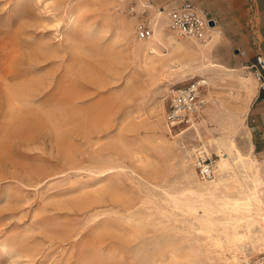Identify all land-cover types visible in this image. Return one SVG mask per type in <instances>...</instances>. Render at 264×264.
<instances>
[{
	"label": "rangeland",
	"instance_id": "1",
	"mask_svg": "<svg viewBox=\"0 0 264 264\" xmlns=\"http://www.w3.org/2000/svg\"><path fill=\"white\" fill-rule=\"evenodd\" d=\"M142 2L0 0V264H264V164L252 226L221 204L239 182L193 191L204 142L214 164L215 138L245 151L256 81L240 85L250 71L226 65L221 33L189 61L216 64L204 75L177 69L166 40L149 69L124 21L166 17ZM191 78L209 82L206 102L164 129L171 82Z\"/></svg>",
	"mask_w": 264,
	"mask_h": 264
},
{
	"label": "bare ground",
	"instance_id": "2",
	"mask_svg": "<svg viewBox=\"0 0 264 264\" xmlns=\"http://www.w3.org/2000/svg\"><path fill=\"white\" fill-rule=\"evenodd\" d=\"M162 13L163 11H160L159 14L161 15ZM136 20L137 19L134 20V17L131 19L125 20L124 21L125 29H127V31H130V32L134 31ZM151 24L153 27V34L146 38H138L136 36L137 42L134 45L136 55L148 66L149 69L150 68L155 69V62L158 60V58H161L162 56V54L160 53L161 52L160 49H161V45L164 43L165 40L167 44L171 45L172 49L178 51L173 57V59L178 61L179 64L181 65L177 69L181 68L183 71H185V67H186L188 69L196 70L198 71V73H201V75H204L206 73L205 67L209 68V66L211 65H214V66L216 65V64H213L212 62H209L204 65L201 62V64H199L198 66H190L189 61H193L196 57L200 56V54L204 55V53L209 49V47L212 46L214 41L217 39V37L221 33L220 29L217 26H211L208 30V35L206 39L204 41H198V40L188 38V37L187 39L179 38L177 36L179 34H177L171 28L169 32L166 31V29L168 28L167 18H163L160 21L156 19L155 17H153L151 19ZM238 68L244 69L246 68V66L241 65ZM254 80L255 79L252 73L250 72L244 75H241L239 77L240 85L244 86L245 88L249 90L252 89L251 87L253 85ZM181 81L182 80L174 81V82H171V84L176 85L177 83ZM207 82L208 81H206V83ZM170 90L171 89L168 88L167 92L169 93ZM203 96H202V99H200L201 103L203 102L205 103L207 100L206 98L207 95L204 94ZM201 106H200V109H201ZM247 106L248 105L245 104L243 107L240 108V111L245 112L247 109ZM193 125H195V122H193ZM162 127L166 130H170V127L166 124L164 120V116H163ZM185 130L186 129L182 130L179 133H182ZM242 137L244 138L245 144H246L245 151L239 148L234 142V140L231 138L227 140L221 139V137L213 139L217 143V147H218L217 151H218V156H219L215 160V164H214L215 174L212 178L210 179L202 178L203 180L199 176V179H197V186L195 189H193V191L202 195V193L204 192H209V193L213 192L215 189L219 188L221 184L224 185L226 183V180H233V181L239 182L241 189H239V194H237L238 196L236 197L224 196L222 197L221 204L225 208H231L232 210L242 213L244 217L246 218V220L248 221L247 222L248 226H252L255 222H257L252 217V208L254 207L258 213H261V212L259 210V204H256V195L251 190L255 189V191H257V184H260L263 182L259 175V170H260L261 162L264 164V158L260 159L252 153L249 147L250 145L248 143V138L246 134H244V136ZM202 147H203L202 149H199V152L204 150V151H207V153H210L209 148L207 147V144L205 142L203 143ZM213 147H215V145ZM222 151L226 152V155L222 153ZM238 162L242 164L244 171H246L245 178H249L252 181L253 183L252 188H250L248 185L245 184L246 189L245 190L243 189L241 179L235 170V165ZM224 172H227V174L225 173L226 174L225 177L223 176ZM186 205L189 206V204H186ZM239 219L241 218L240 217L235 218V220H239ZM260 226L264 231V226L262 225ZM233 230L234 231L231 235V238L233 240L235 239L241 240L246 237V233L237 232L234 226H233ZM256 243H257V240H256ZM233 260L237 261L236 255H233Z\"/></svg>",
	"mask_w": 264,
	"mask_h": 264
},
{
	"label": "crops",
	"instance_id": "3",
	"mask_svg": "<svg viewBox=\"0 0 264 264\" xmlns=\"http://www.w3.org/2000/svg\"><path fill=\"white\" fill-rule=\"evenodd\" d=\"M148 1L149 7L157 10L167 9L182 1H189L205 10L216 20V26L221 31L222 46L227 51L226 65L229 67L248 64L254 60L258 52L264 53V0ZM148 4L141 3L144 6ZM155 16L157 14L153 15ZM245 124V133L252 153L255 156H264V95L259 94L257 88L248 103Z\"/></svg>",
	"mask_w": 264,
	"mask_h": 264
},
{
	"label": "built area",
	"instance_id": "4",
	"mask_svg": "<svg viewBox=\"0 0 264 264\" xmlns=\"http://www.w3.org/2000/svg\"><path fill=\"white\" fill-rule=\"evenodd\" d=\"M164 11L168 26L182 37L204 41L211 26H216V20L211 18L205 10L189 1L176 3ZM212 22V23H211ZM135 34L138 38H146L153 34L150 19L139 18L135 22ZM257 85L259 94L264 95V53L258 52L252 62L244 64ZM206 84L202 78H191L182 84H176L168 93L169 101L164 113V120L169 127L179 126L191 122L198 115L201 106V93ZM194 165L198 175L204 179L214 176V162L204 151L196 153Z\"/></svg>",
	"mask_w": 264,
	"mask_h": 264
},
{
	"label": "water",
	"instance_id": "5",
	"mask_svg": "<svg viewBox=\"0 0 264 264\" xmlns=\"http://www.w3.org/2000/svg\"><path fill=\"white\" fill-rule=\"evenodd\" d=\"M212 23V22H211Z\"/></svg>",
	"mask_w": 264,
	"mask_h": 264
}]
</instances>
